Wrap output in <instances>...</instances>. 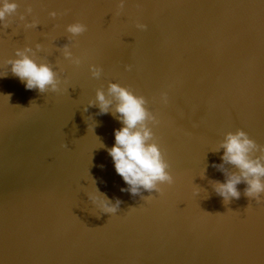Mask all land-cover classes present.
<instances>
[{
  "label": "water",
  "instance_id": "obj_1",
  "mask_svg": "<svg viewBox=\"0 0 264 264\" xmlns=\"http://www.w3.org/2000/svg\"><path fill=\"white\" fill-rule=\"evenodd\" d=\"M0 264H264V0H0Z\"/></svg>",
  "mask_w": 264,
  "mask_h": 264
}]
</instances>
